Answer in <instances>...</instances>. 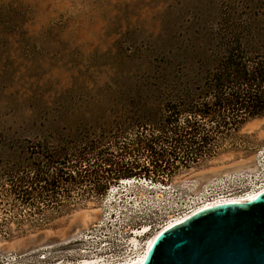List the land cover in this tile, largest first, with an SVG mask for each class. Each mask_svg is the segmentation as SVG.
I'll list each match as a JSON object with an SVG mask.
<instances>
[{
	"label": "rangeland",
	"instance_id": "1",
	"mask_svg": "<svg viewBox=\"0 0 264 264\" xmlns=\"http://www.w3.org/2000/svg\"><path fill=\"white\" fill-rule=\"evenodd\" d=\"M250 1L0 0V141L20 143L0 144V263L17 255L25 264H73L80 253L77 239L100 221H117L122 228L128 219H172L193 199L210 192L218 179H246L257 170L264 116L247 121L219 141L217 154L177 171L164 184L146 177L126 178L131 182L122 178L101 196L87 198L91 183H63L64 195L57 199H26L14 193L11 182L34 176L26 168L23 149L35 142L71 140L69 133L83 126L113 124L123 107L117 98L113 103L101 99L123 92L118 81L149 77V64L166 58L170 47L198 42L192 35L197 38L216 28L222 14L233 8L251 12ZM46 110L65 111L67 120L44 121ZM34 112L40 116L37 121L29 117ZM31 124L62 129L59 134L47 129L35 134L38 131L28 128ZM98 130L107 140L127 145L138 139L135 133L151 132L150 127H135L126 138H116L117 129ZM108 145L114 153L119 151ZM139 162L148 165L145 157ZM44 185L25 187L38 191ZM151 232L156 233L154 227Z\"/></svg>",
	"mask_w": 264,
	"mask_h": 264
},
{
	"label": "trees",
	"instance_id": "2",
	"mask_svg": "<svg viewBox=\"0 0 264 264\" xmlns=\"http://www.w3.org/2000/svg\"><path fill=\"white\" fill-rule=\"evenodd\" d=\"M249 6V13L234 8L223 13L216 28L197 38L192 35L198 42L170 47L166 58L149 64V77L118 81L123 92L101 99L113 103L117 98L123 107L113 124L93 129L83 126L82 132L69 133L71 140L33 142L31 148L23 149L26 168L34 176L11 179L14 193L26 199H57L64 195L63 183L89 182L87 198H95L122 178L146 177L164 184L177 171L217 154L219 141L227 140L247 121L264 116V0H251ZM67 114L46 110L41 118L58 119L59 124L67 120ZM29 117L37 121L40 116L34 112ZM135 127H150L151 132L135 133L138 139L128 145L109 141L98 130L117 129L114 137L126 138ZM28 128L53 134L62 129L52 124ZM49 143L58 146L51 149ZM108 144L119 151L114 153ZM141 157L148 159V165L139 162ZM41 182L46 185L38 191L25 187Z\"/></svg>",
	"mask_w": 264,
	"mask_h": 264
},
{
	"label": "water",
	"instance_id": "3",
	"mask_svg": "<svg viewBox=\"0 0 264 264\" xmlns=\"http://www.w3.org/2000/svg\"><path fill=\"white\" fill-rule=\"evenodd\" d=\"M142 264H264V190L201 208L165 227Z\"/></svg>",
	"mask_w": 264,
	"mask_h": 264
},
{
	"label": "built area",
	"instance_id": "4",
	"mask_svg": "<svg viewBox=\"0 0 264 264\" xmlns=\"http://www.w3.org/2000/svg\"><path fill=\"white\" fill-rule=\"evenodd\" d=\"M260 190H264V144L259 150L258 168L254 173L246 179L237 176L218 179L211 186L210 192L193 199L172 219L167 217L157 223H142L136 219H128L122 228L119 227L121 223L117 221L111 223L100 221L77 239L81 243L78 249L80 253L73 264H82L85 259L92 260V264L130 263L146 253L150 239L154 236L151 232L153 227L154 231H160L170 221L188 216L205 205L247 199L252 192ZM144 228L146 231H143ZM133 239L137 240V244L133 242ZM0 264L25 263L20 256L9 255Z\"/></svg>",
	"mask_w": 264,
	"mask_h": 264
},
{
	"label": "bare ground",
	"instance_id": "5",
	"mask_svg": "<svg viewBox=\"0 0 264 264\" xmlns=\"http://www.w3.org/2000/svg\"><path fill=\"white\" fill-rule=\"evenodd\" d=\"M127 180H129V179H127ZM132 180V179H131ZM262 190H260V191H254V192H252L249 196H248V198H253V197H255L256 195H258V193H260ZM213 205V204H212ZM208 206H210V205H205V206H203V207H201V208H204V207H208ZM200 208V209H201ZM199 210V209H198ZM184 217H187V216H184ZM184 217H182V218H177V219H175V220H172V221H170L168 224H167V226H170V225H172V224H174V223H177V222H179V221H181L182 219H184ZM166 226V227H167ZM143 231H146V229H143ZM161 231V230H160ZM159 231H157L155 234H154V236L150 239V242H149V244H148V247H147V250H146V253L143 255V256H141L139 259H137V260H134V261H132V262H130V263H125V264H142L144 261H145V259H146V256H147V253H148V250H149V248H150V246H151V244H152V241H153V239H154V237L157 235V233H158ZM133 242L135 243V244H137V240L136 239H133ZM92 260H90V259H85V260H83V262H82V264H92Z\"/></svg>",
	"mask_w": 264,
	"mask_h": 264
}]
</instances>
